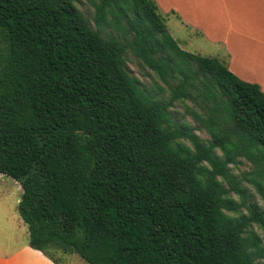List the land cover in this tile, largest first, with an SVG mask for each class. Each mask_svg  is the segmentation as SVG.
I'll use <instances>...</instances> for the list:
<instances>
[{
	"label": "trees",
	"instance_id": "trees-1",
	"mask_svg": "<svg viewBox=\"0 0 264 264\" xmlns=\"http://www.w3.org/2000/svg\"><path fill=\"white\" fill-rule=\"evenodd\" d=\"M86 1L91 18L80 0H0V174L21 185L29 246L54 263L264 264L243 185L264 203L260 86L183 49L155 0ZM186 99L209 139L172 114Z\"/></svg>",
	"mask_w": 264,
	"mask_h": 264
},
{
	"label": "crops",
	"instance_id": "crops-1",
	"mask_svg": "<svg viewBox=\"0 0 264 264\" xmlns=\"http://www.w3.org/2000/svg\"><path fill=\"white\" fill-rule=\"evenodd\" d=\"M155 1L167 19L186 30L180 42L187 47L197 43L193 51L201 54L205 46L211 47V57L264 92V0ZM9 180L15 181L11 188L6 186ZM21 194L19 182L0 174V264H72L74 253L66 255L64 262L54 263L29 246L28 225L17 208Z\"/></svg>",
	"mask_w": 264,
	"mask_h": 264
},
{
	"label": "rangeland",
	"instance_id": "rangeland-1",
	"mask_svg": "<svg viewBox=\"0 0 264 264\" xmlns=\"http://www.w3.org/2000/svg\"><path fill=\"white\" fill-rule=\"evenodd\" d=\"M78 6L85 13V15L87 17L91 18L93 8L86 0H80V3H78ZM159 13L163 17L166 18L165 24H166L168 31L180 43L181 47L185 50L195 52V51H193V48L194 47L196 48L198 46L197 43L195 44L194 47H192L190 45H188V47H187L186 44L180 42V41H182L181 39H183L185 37L186 30L179 28L178 27L179 24H176V21L174 19H167L165 12L161 8H159ZM92 24H93V22H92ZM211 50H212L211 47L205 46V49L202 52V54L210 56L209 52ZM127 68H128V71L131 75L137 77L141 81V83L151 91L153 90L155 92H158V90L156 89V84H159V86H164V84L160 80H158L156 78V76L150 70H148L147 68H144L142 65H140L138 60L130 53L128 54ZM186 107H188L190 109H197L195 104L192 101L186 99L184 101H175L173 106L170 108V110L172 111V114L175 116L177 121L187 123L189 126H191L195 130V133L198 136H200L202 139H205V140L209 139V135L205 131V129L200 127L199 124L189 114H187ZM230 167L235 174L239 175L242 172L248 171L250 169L249 168L250 164L246 160L241 159V160H239V162H237L236 165H231ZM14 182L15 181H13V180H9L7 182L8 185H6V186L8 188H11L14 186V185H12V183H14ZM243 185H245L248 188L249 195H250V193L252 195L249 198L251 200L257 201V203L261 207L264 208V203H263L262 199L253 190V188L249 184H246V183H243ZM232 196L237 199V195L234 194ZM250 228L253 231H255V233L261 239L260 244L264 248V229L262 227L256 225V224H253ZM70 259H71L72 264H88L82 258H80L77 254L71 255ZM260 260L263 261L264 258L260 259Z\"/></svg>",
	"mask_w": 264,
	"mask_h": 264
}]
</instances>
